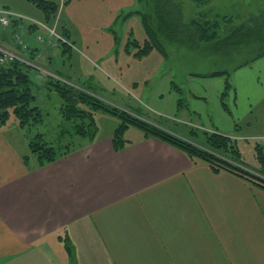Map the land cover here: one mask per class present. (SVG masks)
<instances>
[{
    "label": "crops",
    "instance_id": "crops-1",
    "mask_svg": "<svg viewBox=\"0 0 264 264\" xmlns=\"http://www.w3.org/2000/svg\"><path fill=\"white\" fill-rule=\"evenodd\" d=\"M136 4L70 0L68 6L75 8L63 4V21L56 17L52 22L71 44L65 51L60 46L61 56L82 55L101 73L73 65L64 73L55 70L59 43L26 22L0 28V49L16 60L27 59L34 78L42 81L39 88L47 92H52L45 86L49 79L89 84L99 92L131 97L116 96L117 107L142 108L175 121L166 126L183 140L203 142L196 130L234 138L225 122L233 113L222 102L228 94L232 106L241 95L248 101L264 99L258 84L264 57L231 73L223 96V76L181 75L169 72L156 51L140 59L135 51L127 53L131 36L139 44L146 40L140 18L114 21L121 11L136 10ZM36 10L17 12L43 21ZM116 26L118 41L111 31ZM15 35L21 44L16 45ZM13 118L0 127V264H70L67 245L74 264H264L263 189L216 173L142 130L133 139L124 137L123 148L115 151L117 122L65 155L39 163ZM259 168L247 166L252 172Z\"/></svg>",
    "mask_w": 264,
    "mask_h": 264
},
{
    "label": "trees",
    "instance_id": "trees-1",
    "mask_svg": "<svg viewBox=\"0 0 264 264\" xmlns=\"http://www.w3.org/2000/svg\"><path fill=\"white\" fill-rule=\"evenodd\" d=\"M26 1L33 4L42 13L44 23L52 26L51 24L59 11L58 4L45 0ZM185 1L136 0L138 5L136 10L121 11L115 18L114 25L119 21H125L132 15H137L146 35L143 44H139L134 38H129L126 44L127 53L135 51L134 57L140 59L152 50H156L163 58H166L169 44L184 47L197 53L209 52L223 59H227L231 55L240 56L245 53L236 69L245 67L264 57V8L255 15L248 16L241 25L231 27L228 23L220 25L219 20L210 18L208 12L201 9V11L194 12L189 20L185 21ZM189 1L195 6L194 8L206 7L209 2V0ZM111 31L115 34V41H118L119 38L114 27L111 28ZM59 35L66 39L64 34ZM60 46L63 47L64 51L67 49L66 44H60ZM31 72L30 66L18 60L0 65V127L9 119L10 113L17 120L19 127H27L26 130L44 123L42 110L34 104L35 96ZM199 76L203 78L223 76L225 79L223 96L230 89L229 73L225 70L200 74ZM45 86L59 95L62 101L60 106L62 123L58 127L59 131L56 137L70 132L74 139L69 143L66 142L63 146L56 145L53 147L52 143L47 142L44 134L27 135L29 152L36 156L39 163L53 161L80 146L81 141L92 140L97 133L93 113L101 111L118 119L119 123L112 136V145L115 151L123 148L125 144L124 132L129 127L134 126L142 130L145 136L156 137L181 150L188 158L206 163L216 173H230L251 186L264 190V155L262 148L258 145L255 149L260 168L258 172H252L247 170V165L242 159L236 140L230 137L216 133H205L203 142L192 143L163 132L142 120L123 113L116 107L101 102L95 97V88L91 92L72 90L55 79L46 80ZM175 88L177 87L175 86ZM177 93L180 105L183 102L180 96L181 91L178 90ZM222 103L225 106L224 102ZM73 118L83 119V123H80L83 127L79 123L75 124V133L72 125H70L69 130L66 125ZM78 139L80 141L76 142ZM67 250L71 258L70 264H74V257L68 245Z\"/></svg>",
    "mask_w": 264,
    "mask_h": 264
},
{
    "label": "rangeland",
    "instance_id": "rangeland-1",
    "mask_svg": "<svg viewBox=\"0 0 264 264\" xmlns=\"http://www.w3.org/2000/svg\"><path fill=\"white\" fill-rule=\"evenodd\" d=\"M45 1L59 4L60 12L58 11L57 18L61 17V22L63 21L64 18V14L61 13L63 12L64 8L62 9L61 6L65 4V6L72 8L71 11L75 8L71 5L68 6L70 4V0H45ZM184 4H185L184 5L185 21L189 20V18L194 14V12L196 11L198 12L202 10V11H207L210 18L219 20L220 25L228 23L231 25V27L232 26L237 27L241 25L243 22L247 20L248 16L255 15L259 10L264 8V0H209L206 7L203 8H194L195 6L191 4L189 0H186ZM6 8L14 12L19 11L23 14H29L28 11L38 12L34 7V5L30 4L26 0H0V10ZM117 24H120V21ZM50 27H54V26H50ZM38 30L41 29L38 28ZM55 31L58 33L56 29ZM114 31L118 36L119 29L117 26L114 27ZM23 38L25 37L23 36ZM130 38H133V36H131ZM14 39L16 45H19L21 39L19 35H15ZM57 45L58 46L54 49H57L59 53L56 52V55L53 56V61H54L53 68L55 70H59V72L64 73L65 69L70 71V68L73 65L75 70L77 69V67H81L82 70L88 71L90 73L92 72L101 73V70L98 69L97 65H93L90 60H88L86 57H83L82 55L73 53L72 57H69L68 55L64 57L61 56L60 44ZM152 51H156V50H152ZM167 53H168L167 57L164 59L166 60L165 64L169 72H176L181 75L189 73L195 76H199L200 74L211 73L214 71L217 72L224 70L227 71L230 75L231 73H235V71L238 69L241 70V68L236 69V66L239 64V62L242 61V58L245 56L244 55L245 53H243L240 56L231 55L229 58L223 59L209 52L197 53L191 50H187L184 47H179L177 45H171V44H169L168 46ZM0 54H3L1 49H0ZM18 61L31 67L28 60L23 59V57H21V59H19ZM0 65H2L1 62ZM253 65L254 62L245 67H242V69L244 70L245 68H251L253 67ZM73 72L74 71H71V73ZM31 73H32L31 78L33 80V94L35 96L34 104L35 106L41 108L44 114V123L41 126H38L37 128L32 127L29 130L28 129L26 130L27 127L20 128L21 132L23 133V135H26V137L27 135L29 136H31L32 134L34 135L37 131L41 132L45 134V137L48 140L47 142L52 143L53 147H55L56 145L63 146L66 142L69 143L70 141H73L74 136H71L70 132L61 135L59 137L58 136L56 137V134L59 131L58 127L62 123L61 115H60L61 98L54 91L47 92L43 90V88H39L38 84L41 83L42 81L39 79V77L34 78L35 72L32 71ZM35 79H37L39 82ZM58 82L63 84V86L68 87L69 89L72 90L73 89L79 91L88 90V92L94 91V87L89 86V84L74 85L66 81L65 79H59ZM35 84L37 85V87L35 86ZM258 84L261 89L264 88L263 74L260 76V80ZM260 91L261 90L258 89L259 93ZM94 94L95 97H97V99L101 100V102L103 103L105 102L109 104V106L116 107L119 110H121L123 113H127L139 120H142L143 122L148 123L163 132L169 134H171L172 132L171 130H169V128H167L166 123L167 124L169 123L170 125L171 124L176 125L175 121L160 116L155 112L149 110L146 111V109L138 108V109L129 110V109H124V108L122 109L120 107H117L116 104L117 103L120 104V103L118 101L119 99H117L116 96L119 95L127 101L131 99V97L127 94L115 95V92H113L112 90L111 91L108 90L104 92L94 91ZM229 97L230 94H228V97L223 101L228 104L229 108H231V112L233 113V116L231 118L230 116H227V120H225V122H229V125L227 126V130L231 132L232 136L234 137L232 139L236 140L237 147L241 153L244 163L251 168L252 167L256 168L260 166L257 160L256 149H255L257 145L262 148V153L264 155V99H262L259 102V101H255L254 97L252 96L249 98L248 101L247 95H241L238 99H236V105L232 106L230 105ZM93 117L95 120L97 131H99L98 134L100 135L111 128V125L113 124L112 122H117V124L119 123L118 119L115 116L101 111H95L93 113ZM9 118L12 119V120L8 119L9 122H13L14 118L12 113H10ZM76 123L79 124L83 123V119L73 118L72 120L68 121V123H66L68 130L70 129L69 127H71L70 125H72L73 132L75 133ZM74 126H75V130H74ZM81 127L83 126L81 125ZM232 127H234V131ZM174 129L176 131V126L174 127ZM196 131H197V136L200 137L201 139H204L203 132L199 130ZM141 132L142 131L139 128L132 126L129 128L128 131L124 132V137L127 139H133L135 138L137 133H141ZM176 133L172 135L182 139L181 137L177 136ZM190 137L194 139V137L192 136ZM78 140H76V142H78Z\"/></svg>",
    "mask_w": 264,
    "mask_h": 264
},
{
    "label": "built area",
    "instance_id": "built-area-1",
    "mask_svg": "<svg viewBox=\"0 0 264 264\" xmlns=\"http://www.w3.org/2000/svg\"><path fill=\"white\" fill-rule=\"evenodd\" d=\"M24 22L28 23L30 27H35L36 29L39 28L41 30H44L49 37L55 39L56 43L66 44V46L71 47L70 42L62 38L55 31L54 27L48 26L43 21L26 17L20 13L9 10L8 8L0 10V28L9 29L10 27L15 25L20 26ZM20 44H21V39H20ZM2 53L3 54H0V62L2 64L10 61H14L17 58L12 53H6V52H2Z\"/></svg>",
    "mask_w": 264,
    "mask_h": 264
}]
</instances>
